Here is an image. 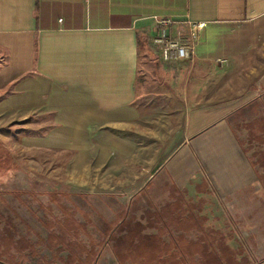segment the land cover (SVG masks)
<instances>
[{"label": "crops", "instance_id": "0c3cea01", "mask_svg": "<svg viewBox=\"0 0 264 264\" xmlns=\"http://www.w3.org/2000/svg\"><path fill=\"white\" fill-rule=\"evenodd\" d=\"M155 17L174 21L167 35L187 59L162 61ZM188 20L204 24L197 40ZM0 50V84H27L59 106L63 126L128 129L136 114L157 116L140 126H157L170 148L154 177L173 187H149L159 202L135 205L139 217L100 220L92 264H264V187L231 128L264 101V0H0ZM145 55L155 74L140 85ZM230 71L254 84L214 102L210 84Z\"/></svg>", "mask_w": 264, "mask_h": 264}, {"label": "rangeland", "instance_id": "374dc122", "mask_svg": "<svg viewBox=\"0 0 264 264\" xmlns=\"http://www.w3.org/2000/svg\"><path fill=\"white\" fill-rule=\"evenodd\" d=\"M146 60L139 56L140 85L144 75L155 74ZM6 62L0 50V70ZM225 74L210 84L214 102L234 101L243 85L254 84L249 73L244 82L235 71ZM28 90L22 82L0 84V145L9 155L0 159V264H63V253L72 257L69 264H92L93 237L103 234L100 220L139 217L135 205L146 209L159 202L149 187H173L169 179L154 177L172 152L167 156L170 148L157 145V126H140L141 119L157 117L153 112L136 114L128 129L63 126L59 106L34 100ZM263 106L236 115L231 128L264 187ZM130 204L135 212L125 216ZM222 212L229 221L231 213ZM228 227L236 234L235 226Z\"/></svg>", "mask_w": 264, "mask_h": 264}, {"label": "built area", "instance_id": "2783aa9c", "mask_svg": "<svg viewBox=\"0 0 264 264\" xmlns=\"http://www.w3.org/2000/svg\"><path fill=\"white\" fill-rule=\"evenodd\" d=\"M173 20L167 17H155L151 27V42L158 49L160 58L164 62H178L190 56L189 49L178 38L167 35ZM191 39L198 38V31L203 28L202 22L187 21Z\"/></svg>", "mask_w": 264, "mask_h": 264}, {"label": "trees", "instance_id": "16d2710c", "mask_svg": "<svg viewBox=\"0 0 264 264\" xmlns=\"http://www.w3.org/2000/svg\"><path fill=\"white\" fill-rule=\"evenodd\" d=\"M6 153L3 152V150L1 149V145H0V159L4 158V157H9V155H5ZM8 160V159H5Z\"/></svg>", "mask_w": 264, "mask_h": 264}]
</instances>
